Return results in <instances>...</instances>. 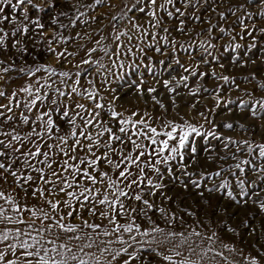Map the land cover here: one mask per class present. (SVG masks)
Returning <instances> with one entry per match:
<instances>
[{
	"label": "snow or ice",
	"instance_id": "obj_1",
	"mask_svg": "<svg viewBox=\"0 0 264 264\" xmlns=\"http://www.w3.org/2000/svg\"><path fill=\"white\" fill-rule=\"evenodd\" d=\"M0 264H264V0H0Z\"/></svg>",
	"mask_w": 264,
	"mask_h": 264
},
{
	"label": "rangeland",
	"instance_id": "obj_2",
	"mask_svg": "<svg viewBox=\"0 0 264 264\" xmlns=\"http://www.w3.org/2000/svg\"><path fill=\"white\" fill-rule=\"evenodd\" d=\"M237 71H246V70H237ZM201 103H205V101H201ZM223 119H240L241 122H243V118L236 115V114H233V116L231 117H223ZM226 135H236L235 133H230V132H225Z\"/></svg>",
	"mask_w": 264,
	"mask_h": 264
}]
</instances>
